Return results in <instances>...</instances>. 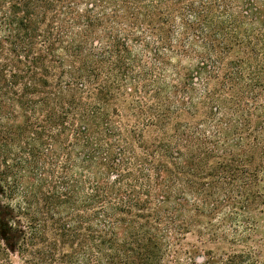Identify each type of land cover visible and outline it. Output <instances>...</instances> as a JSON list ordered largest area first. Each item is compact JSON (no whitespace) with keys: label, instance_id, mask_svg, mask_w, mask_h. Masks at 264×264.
Masks as SVG:
<instances>
[{"label":"trees","instance_id":"16d2710c","mask_svg":"<svg viewBox=\"0 0 264 264\" xmlns=\"http://www.w3.org/2000/svg\"><path fill=\"white\" fill-rule=\"evenodd\" d=\"M264 264V0H0V264Z\"/></svg>","mask_w":264,"mask_h":264},{"label":"rangeland","instance_id":"374dc122","mask_svg":"<svg viewBox=\"0 0 264 264\" xmlns=\"http://www.w3.org/2000/svg\"><path fill=\"white\" fill-rule=\"evenodd\" d=\"M12 264H20L19 259L15 255L12 256Z\"/></svg>","mask_w":264,"mask_h":264}]
</instances>
